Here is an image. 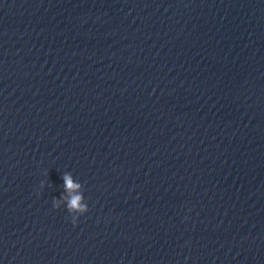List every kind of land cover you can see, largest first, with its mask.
Listing matches in <instances>:
<instances>
[{"label": "water", "instance_id": "water-1", "mask_svg": "<svg viewBox=\"0 0 264 264\" xmlns=\"http://www.w3.org/2000/svg\"><path fill=\"white\" fill-rule=\"evenodd\" d=\"M0 264H264V0H0Z\"/></svg>", "mask_w": 264, "mask_h": 264}, {"label": "clouds", "instance_id": "clouds-1", "mask_svg": "<svg viewBox=\"0 0 264 264\" xmlns=\"http://www.w3.org/2000/svg\"><path fill=\"white\" fill-rule=\"evenodd\" d=\"M63 180L65 182V186L69 187L70 186L69 176L65 175L63 177ZM40 187H43V184H41ZM63 200L64 197H61L60 200H53L52 208L58 209ZM66 210L70 215L71 223L75 225L78 217L85 214L88 211V205L82 202V197L76 196L75 198H72L68 201Z\"/></svg>", "mask_w": 264, "mask_h": 264}]
</instances>
